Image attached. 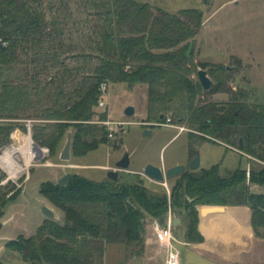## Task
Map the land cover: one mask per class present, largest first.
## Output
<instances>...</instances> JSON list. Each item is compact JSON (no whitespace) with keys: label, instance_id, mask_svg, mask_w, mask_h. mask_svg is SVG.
Masks as SVG:
<instances>
[{"label":"trees","instance_id":"16d2710c","mask_svg":"<svg viewBox=\"0 0 264 264\" xmlns=\"http://www.w3.org/2000/svg\"><path fill=\"white\" fill-rule=\"evenodd\" d=\"M53 1L0 0V119L37 120L34 140L19 131L14 134L28 163L35 142L57 156L70 130L75 156L110 143L109 129L100 122L108 119V109H100L104 82L146 85L148 121L170 117L176 124L186 123L191 158L199 141H212L264 162V102H251L234 89L226 65L193 58L204 23L202 10L171 13L141 0H83L90 32L83 34L87 43L73 44L67 41V18L54 13ZM200 67L214 80L208 90L195 75ZM15 72L22 75L20 80ZM220 93L229 99H216ZM17 127L27 129L0 121V146L11 141ZM8 152L16 153L13 145ZM248 170L240 166L223 175L219 163L188 168L175 179L171 196L167 190H152L141 178L98 181L72 173L65 184L45 181L40 191L64 210L65 222L47 217L34 234L10 239L6 247L32 264H104L110 243H123L141 257L149 222L166 217L170 206L186 216L187 240H204L198 227L202 204L249 205L256 233L264 236V163L252 166L250 176ZM2 179L0 175V218L22 192L15 182L2 190ZM254 184L260 189L253 190Z\"/></svg>","mask_w":264,"mask_h":264},{"label":"rangeland","instance_id":"374dc122","mask_svg":"<svg viewBox=\"0 0 264 264\" xmlns=\"http://www.w3.org/2000/svg\"><path fill=\"white\" fill-rule=\"evenodd\" d=\"M141 1L162 7L171 13H178L181 9L192 7L202 10L204 23L195 38L194 60L207 64L226 65L228 69L232 70L230 84L234 89L243 92L251 102H264V0ZM53 2L56 4L54 13H59L64 19L67 18V41L73 44L85 43L86 37L84 38L83 34L90 32L89 27L92 23L87 17L88 10L85 2L83 0H54ZM57 7L58 11L56 10ZM47 10L50 11L49 6H47ZM71 62L73 65L77 63L76 60ZM195 75L197 76L198 73ZM13 76L18 80L22 77L19 72L13 73ZM144 89L140 85L130 88L123 82L109 84L103 93L105 106H100V109L108 108L109 103L111 109L114 110V118L108 116V119L125 121L126 123L116 125L114 135L109 136V144H102L87 155L72 157L70 161H63L59 158L62 147L67 140V136H65L59 153L55 157H51L49 150L45 152L39 150L37 144L36 147H32V150L37 153V158L32 159L28 165L26 162L27 154L20 147V142L14 137V133L19 131L32 137L29 126H32L33 131V124L37 120L31 118L0 119V121H14L21 126L23 124L27 126L26 130H23L22 127L14 129L11 134V141L0 146V175H3L2 190H8L12 182H15L17 188L22 187V192L18 194L15 200L6 205L5 213L0 218V222L3 223L0 228V260L4 264H32L25 261L18 251L8 249L6 242L21 235L30 236L34 234L47 217L43 211L44 206H49L56 212L55 218L58 221L65 222L64 210L41 193L40 186L43 182L54 181L58 175L63 176L69 171H75L98 181L106 180L109 177V170L102 168L101 165L114 164L119 160L121 153L123 156L130 151L136 153L134 158L164 163L182 160L181 163L189 167L191 160L188 153V131L179 133L178 128L158 124V122H153L151 125L150 122L143 123L142 118H144L147 109V92ZM215 98L227 100L229 94L220 93ZM127 104H133L136 107L137 113L135 115H126L125 107ZM14 144L18 145L19 148L15 147ZM12 145L16 149L14 155L8 152ZM42 148L45 147L42 146ZM121 148V152L110 154V151L115 152ZM198 152L201 155V167L209 168L219 163L223 175H229L240 166L250 169L252 166L264 163L224 142L199 141ZM50 162H52L51 165H49ZM71 164L75 165L70 166ZM137 165V160H134L131 167H138ZM113 168L115 165H111L109 169ZM22 170L24 172L21 174ZM137 177L136 174L122 173L120 180L137 182ZM175 179L169 180L170 188L173 187ZM151 184L156 185L160 191L167 190L164 183ZM252 188L253 190L260 189L255 184L252 185ZM179 228L177 234L183 238L184 235ZM107 247L104 264H142L141 258L133 255L131 251L128 252L123 243H110ZM181 250L183 251V264L188 258L189 252H187L188 247L182 244ZM154 262V264H161L162 255L158 254Z\"/></svg>","mask_w":264,"mask_h":264},{"label":"crops","instance_id":"0c3cea01","mask_svg":"<svg viewBox=\"0 0 264 264\" xmlns=\"http://www.w3.org/2000/svg\"><path fill=\"white\" fill-rule=\"evenodd\" d=\"M137 85L143 86L145 88L144 90L147 92V109L144 118H142V121L143 123L150 122V125L153 124V122L156 123L157 121H148L149 119L148 118L149 115L148 88L144 84H137ZM129 105H133V104H127L125 107V111ZM107 109H108V116L110 118H114L113 117L114 110L111 109L109 103ZM136 113H137V109L135 114ZM181 124L187 126L186 123H181ZM115 129H116V125L114 126V131ZM185 131H188L189 133V130H185ZM180 132L181 131H179V133ZM21 134L23 136L25 133H21ZM30 134L32 135V133ZM188 139H189V134H188ZM14 146L19 148V146L16 144H14ZM121 151L122 148L115 152L110 151V154ZM188 153H189V147H188ZM135 154L136 153L134 151H130L131 165L132 163H134V160H137L138 167L132 168L130 165L128 170H122L120 172V176L122 173L136 174L138 176L137 177L138 179L140 178L143 179L149 188L157 192H163V191H160V189L156 187V185L151 183L161 184L162 182L155 181L149 178L147 175H145L144 174L145 166L148 163H153L167 169L169 167L181 163L182 161V160H175L171 163L152 162L149 159L142 160V159L134 158ZM73 157H77V156L73 154ZM119 157L120 158L118 159H121L123 157L122 153L121 156ZM189 159L190 160L192 159L190 157V154H189ZM115 164L116 163L114 164L110 163L107 165H101V167L110 170L109 168L111 167V165H115ZM74 165L75 164H71L70 166H74ZM92 165L95 166L97 164H92ZM69 172L77 173L75 171H69ZM61 177L62 175H58L57 179H55L54 181L58 182ZM109 178L110 177H107L106 180ZM169 180L171 179H167L168 182H170ZM198 208L200 211L198 227L200 232L204 236V240L202 241L187 240L185 234L186 226H187V218L185 215L177 214V216L181 217V220L178 226H176L177 228L175 229V233L178 238H180L185 242L182 245H186L188 247L187 252H189V256H187L188 258L185 260L183 264H263L264 263V236H260L256 233V230L252 223V208L249 205L202 204L199 205ZM178 228L180 229V231H182V234L184 235L183 238L179 237V235L177 234ZM180 248H181V244H180ZM181 252L183 255L182 250ZM158 254L162 255L161 264H165L166 248L157 239L154 232L153 224L152 222H149L146 233L145 252L140 257L142 260V264H154L155 258L157 257Z\"/></svg>","mask_w":264,"mask_h":264},{"label":"water","instance_id":"95a60500","mask_svg":"<svg viewBox=\"0 0 264 264\" xmlns=\"http://www.w3.org/2000/svg\"><path fill=\"white\" fill-rule=\"evenodd\" d=\"M188 54H190V51L188 52ZM198 77L203 85V88L205 90L210 89L213 84H214V80L212 79V77L210 76L209 72L207 69L205 68H199L198 70ZM126 114L129 116H132L135 114L136 112V108L133 105H129L126 108ZM161 119H165L166 115L164 113H162L160 115ZM150 132V131H148ZM242 143V141H241ZM35 144H37L35 142ZM72 145H73V131L70 130L67 134V140L65 145L63 146L59 158L63 161H70L73 157V152H72ZM38 147L42 148V146H40L39 144H37ZM201 155L198 152L196 154L195 157H193L190 161L189 167L184 164V163H180V164H176L172 167L169 168H164L162 166L153 164V163H148L145 168H144V174L147 175L149 178L158 181V182H165L167 179H172L174 177L179 176L180 174H182L184 171H186L188 168L192 169V170H197L201 168ZM131 165V155L130 152H126L123 157L121 159H119L116 164H115V168L110 169L108 172V176L110 177V179L113 180H118L120 178V172L122 170H128L129 167ZM72 173L68 172L65 175H63L60 179H59V183L60 184H65L68 179L71 177ZM191 201L193 200V198H189ZM44 213L48 216V217H52L55 218L56 217V212L49 206H44L43 208ZM181 217L177 216L175 218V225L178 226V224L180 223ZM161 222H164V217H162L160 219ZM3 223L0 222V228L2 227Z\"/></svg>","mask_w":264,"mask_h":264},{"label":"built area","instance_id":"2783aa9c","mask_svg":"<svg viewBox=\"0 0 264 264\" xmlns=\"http://www.w3.org/2000/svg\"><path fill=\"white\" fill-rule=\"evenodd\" d=\"M108 86L109 84L107 82H104L102 84L103 93L107 90ZM105 103H106L105 100L102 98L100 101V106H105ZM100 122H102L107 126L110 132L109 133L110 136L114 135L113 133H114L115 125H122L126 123L125 121L111 120V119L102 120ZM158 124L174 126L178 128L180 131L190 130V128L186 125L174 123L170 117L167 118L166 122H158ZM29 132L32 133V126H29ZM44 149L46 151L49 150L48 147H45ZM248 176H250V169L248 170ZM15 181L16 183H18L16 179ZM163 183L167 187V192L169 196H171V188L168 184V181L166 180ZM176 216H177L176 212H174L170 206L167 216L164 217V222H161L160 219L152 220L155 235L157 239L162 243V245H164L166 248L165 264H182V252H181L180 244H183L185 242L180 238H178L175 233Z\"/></svg>","mask_w":264,"mask_h":264},{"label":"bare ground","instance_id":"6f19581e","mask_svg":"<svg viewBox=\"0 0 264 264\" xmlns=\"http://www.w3.org/2000/svg\"><path fill=\"white\" fill-rule=\"evenodd\" d=\"M39 150H41L42 152H45V151H46L45 149L40 148V147H39ZM35 158H37V153H36V152L34 153V158H33V159H35ZM26 162H27V164L29 165V163H28L27 160H26Z\"/></svg>","mask_w":264,"mask_h":264}]
</instances>
